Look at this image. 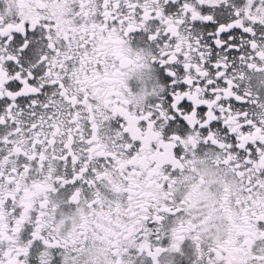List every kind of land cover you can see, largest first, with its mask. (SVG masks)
Returning <instances> with one entry per match:
<instances>
[{
  "label": "snow or ice",
  "instance_id": "snow-or-ice-1",
  "mask_svg": "<svg viewBox=\"0 0 264 264\" xmlns=\"http://www.w3.org/2000/svg\"><path fill=\"white\" fill-rule=\"evenodd\" d=\"M0 264H264V0H0Z\"/></svg>",
  "mask_w": 264,
  "mask_h": 264
}]
</instances>
